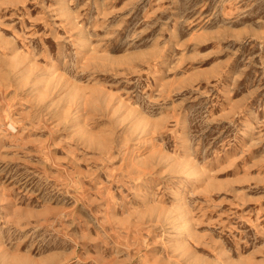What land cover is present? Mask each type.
Masks as SVG:
<instances>
[{
  "label": "rangeland",
  "instance_id": "1",
  "mask_svg": "<svg viewBox=\"0 0 264 264\" xmlns=\"http://www.w3.org/2000/svg\"><path fill=\"white\" fill-rule=\"evenodd\" d=\"M0 85V264H264V0H0Z\"/></svg>",
  "mask_w": 264,
  "mask_h": 264
},
{
  "label": "bare ground",
  "instance_id": "2",
  "mask_svg": "<svg viewBox=\"0 0 264 264\" xmlns=\"http://www.w3.org/2000/svg\"><path fill=\"white\" fill-rule=\"evenodd\" d=\"M1 86V85H0ZM8 124V123H7ZM13 128V127H12Z\"/></svg>",
  "mask_w": 264,
  "mask_h": 264
}]
</instances>
